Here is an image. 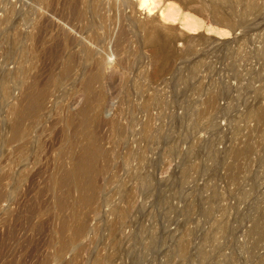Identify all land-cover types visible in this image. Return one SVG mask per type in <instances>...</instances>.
Returning a JSON list of instances; mask_svg holds the SVG:
<instances>
[{
	"label": "rangeland",
	"instance_id": "1",
	"mask_svg": "<svg viewBox=\"0 0 264 264\" xmlns=\"http://www.w3.org/2000/svg\"><path fill=\"white\" fill-rule=\"evenodd\" d=\"M158 3L175 5L178 19L165 21L156 9L154 44L142 43L138 28L119 44L123 19L105 0L103 29L115 28L105 32L104 89L90 105L103 156L93 183L83 177L81 187L60 179L90 147L81 133L87 95L53 86L41 97L43 112L19 122L28 93L47 84L17 58L13 27L0 26V264H112L111 256L115 264H264V115L236 171L228 161L236 122L264 104V0L225 36L211 30L204 0ZM185 14L202 27L189 30ZM125 78L143 86L136 105ZM213 95L217 107L204 114ZM119 207L126 217H117Z\"/></svg>",
	"mask_w": 264,
	"mask_h": 264
},
{
	"label": "bare ground",
	"instance_id": "2",
	"mask_svg": "<svg viewBox=\"0 0 264 264\" xmlns=\"http://www.w3.org/2000/svg\"><path fill=\"white\" fill-rule=\"evenodd\" d=\"M110 1H113L120 19H123V25L119 26L117 36L119 44L128 41L132 32H135L137 28L138 32L141 33L142 43L154 44L157 41L160 29L155 20L149 17L159 10L157 9L159 0ZM220 1L204 0L202 10L208 11L211 9L214 13V26L211 30L218 36L229 35L231 31H235L234 28L238 20L249 19L256 10V0H226L227 5ZM167 5H165L166 7L163 5L164 8L160 7L161 9L158 12L165 21H175L178 19L177 8L175 5ZM231 8L237 9L236 16L233 15ZM104 9L105 0H0V12H2L0 14V26L13 27L9 41L12 42L14 47L20 49L17 58H23L27 61V70H25L30 76L42 78L46 80L47 84L40 93H28V96H30L28 106L19 114L18 121L21 122L25 117L33 119L43 112L44 104L41 97L47 95L53 86L59 88L64 86L66 91L69 88V91L74 90L87 95L80 112L84 119L81 133L90 138L91 141L88 145L90 147H88V151L75 157L70 169H63L64 174L60 179L61 183L69 182L74 187L82 186L81 179H84L83 177L93 183L91 173L95 159L103 156V151L96 141L95 130L91 125V121L96 117L94 118L91 113L92 107L90 105L91 100L94 97L97 98V96H100L99 93L103 92L102 81L105 78L107 65L110 63L105 56V32L110 34L112 29L115 28V23L113 22V25L110 24L108 28L103 29ZM183 18L186 22L185 26L189 30H199L202 27L201 21L188 14L183 15ZM196 42L197 39L195 38L189 39L186 48L193 47ZM173 58L172 55L167 57L164 66H170ZM200 62L203 64L202 59L198 63ZM195 67H193L194 71L190 72L191 74L200 68ZM161 70L162 68H157L156 73L158 74ZM199 71L201 72V70ZM31 84L26 88H32ZM122 84L125 87L127 86L128 101L130 103L132 101L136 105L142 96V91L144 92L143 86L131 79H126ZM64 88L62 89L64 90ZM215 95L205 99L204 114L210 113L217 107L218 99L214 97ZM145 103H142L143 109H147ZM263 115L264 104H259L249 109L247 114L236 122L232 135V150L228 158L230 165H235V171L238 167V160L248 153L254 145V141L259 134L258 129L260 128L258 127L261 126ZM144 125L147 129V119ZM113 126L116 129H122L124 125L122 122L115 121ZM23 133L21 129H17L16 134H14L15 137H19ZM106 159L107 157L104 156V161ZM91 196L85 198L86 202L93 199ZM60 205L61 207L64 205L63 200L60 201ZM126 214V207L117 209V217H126ZM115 227L116 225H113L110 231H114ZM185 244L182 243L184 249L189 246ZM110 258L112 264H115L117 260L114 256Z\"/></svg>",
	"mask_w": 264,
	"mask_h": 264
}]
</instances>
